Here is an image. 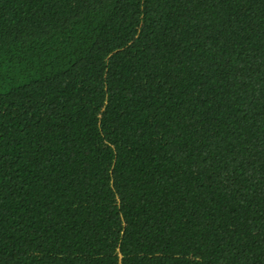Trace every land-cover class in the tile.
<instances>
[{"label":"trees","instance_id":"trees-1","mask_svg":"<svg viewBox=\"0 0 264 264\" xmlns=\"http://www.w3.org/2000/svg\"><path fill=\"white\" fill-rule=\"evenodd\" d=\"M0 264H264V0H0Z\"/></svg>","mask_w":264,"mask_h":264}]
</instances>
